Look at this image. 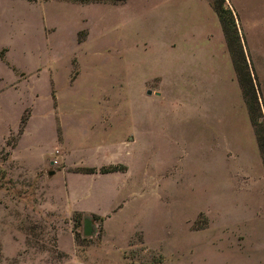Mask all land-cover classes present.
Listing matches in <instances>:
<instances>
[{
	"label": "rangeland",
	"instance_id": "rangeland-1",
	"mask_svg": "<svg viewBox=\"0 0 264 264\" xmlns=\"http://www.w3.org/2000/svg\"><path fill=\"white\" fill-rule=\"evenodd\" d=\"M191 1L0 0V264H97V249L127 246L133 225L144 233L130 238L128 256L197 264L211 236L207 211L225 205L212 197L245 210L237 200L257 198L264 210L263 158L242 89L236 72L219 81L197 73ZM252 77L264 121V78ZM146 115L154 126L130 123ZM109 138L123 141L147 198L114 240L98 221L85 236L63 176L37 171L48 151L46 168L64 167L63 157L49 161L65 150L70 167L100 165L92 150Z\"/></svg>",
	"mask_w": 264,
	"mask_h": 264
},
{
	"label": "crops",
	"instance_id": "crops-1",
	"mask_svg": "<svg viewBox=\"0 0 264 264\" xmlns=\"http://www.w3.org/2000/svg\"><path fill=\"white\" fill-rule=\"evenodd\" d=\"M191 2L189 19L194 27L189 38H197L195 43L197 73L218 76L216 81L224 79V75H234L235 69L225 34L219 17L212 7L211 0ZM226 6L236 18L237 28L253 72L264 78V0H226ZM182 12L184 11L181 10L177 13ZM176 38L186 37L178 32ZM30 120L27 122V126ZM154 122L153 115L137 116L130 121L135 126L143 127L142 125L145 124V129H148V123L154 126ZM101 144L105 146V149L92 150V152L101 151L102 157L100 158L103 162L100 165L70 167L68 163L70 153L65 150L61 151L62 155L56 156L55 160L49 161L51 166H56L58 159L63 157L66 163L64 167L61 169H58L57 166L46 168L48 156L55 154L54 151H48L37 167V171L43 173V178L46 176L50 178L51 172H54L52 178L61 174L66 188L64 201L69 204V211L81 215L85 219L92 216L102 218L103 221L100 223L103 224L105 237L108 240H114L113 230L123 231L127 227V221L132 217V211L141 212L146 208L147 198L143 194L137 193L136 187L139 184L133 178L128 163L130 157L123 147V141L117 138H109L102 140ZM100 145L96 146L100 147ZM130 147L132 149L130 153H134L133 142ZM109 152L112 153V156H109ZM118 165L125 166L127 170L109 174L76 172L80 168ZM73 176H80V180L85 182L82 188L78 189V186L73 183ZM69 182L73 186H70ZM256 199L242 198L237 200L242 204H249V209L245 210V206L235 205L234 208H231L226 205L231 201L228 196L211 198L210 202L213 204L218 201L225 205L219 207L220 214L215 212L212 206L207 211L208 224L203 233H209L211 236L209 237L210 240L207 241L208 243L205 244L207 253L197 261V264H264V210H256V208L258 209V200ZM129 213L130 217L127 218ZM132 227L127 246L120 247L117 244L107 242L97 249L95 257L97 264L98 260L101 259L100 264H153V262L140 259L138 255L133 258L128 256L130 253L128 254L127 251L136 247V245L128 244L130 238L137 232L144 233L143 225H133ZM94 259L91 258L90 261L94 263ZM168 262L169 259H165L159 264H168Z\"/></svg>",
	"mask_w": 264,
	"mask_h": 264
},
{
	"label": "trees",
	"instance_id": "trees-1",
	"mask_svg": "<svg viewBox=\"0 0 264 264\" xmlns=\"http://www.w3.org/2000/svg\"><path fill=\"white\" fill-rule=\"evenodd\" d=\"M212 7L219 17L220 23L225 34L226 43L231 55L233 66L237 75L238 82L242 89V94L247 105L249 117L252 126L255 129L257 143L262 154L264 164V121L262 120V111L257 95V90L254 85V78L252 68L247 59L244 44L240 37L236 18L233 12L227 8L226 0H211ZM27 119L23 118L21 125V134L23 128L27 125ZM127 168L125 166H109L101 168H80L77 173L82 174H109L115 172H124ZM82 218L81 215H79ZM91 220L102 222L103 219L98 216H92ZM76 222V221H75Z\"/></svg>",
	"mask_w": 264,
	"mask_h": 264
},
{
	"label": "water",
	"instance_id": "water-1",
	"mask_svg": "<svg viewBox=\"0 0 264 264\" xmlns=\"http://www.w3.org/2000/svg\"><path fill=\"white\" fill-rule=\"evenodd\" d=\"M148 94L152 95V91H149ZM50 175L53 176L54 172H51ZM94 233H95V227L93 225V221L91 220V218H86L85 225H84V235L87 237H90Z\"/></svg>",
	"mask_w": 264,
	"mask_h": 264
}]
</instances>
